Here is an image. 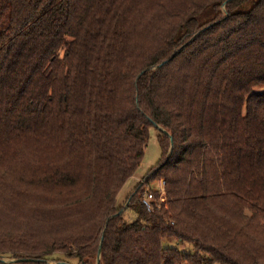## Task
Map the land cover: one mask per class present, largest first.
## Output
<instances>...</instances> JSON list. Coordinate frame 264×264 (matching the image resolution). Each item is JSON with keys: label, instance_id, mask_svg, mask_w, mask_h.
I'll list each match as a JSON object with an SVG mask.
<instances>
[{"label": "trees", "instance_id": "obj_1", "mask_svg": "<svg viewBox=\"0 0 264 264\" xmlns=\"http://www.w3.org/2000/svg\"><path fill=\"white\" fill-rule=\"evenodd\" d=\"M0 257L264 264V0H0Z\"/></svg>", "mask_w": 264, "mask_h": 264}, {"label": "rangeland", "instance_id": "obj_2", "mask_svg": "<svg viewBox=\"0 0 264 264\" xmlns=\"http://www.w3.org/2000/svg\"><path fill=\"white\" fill-rule=\"evenodd\" d=\"M160 157V147L156 138L155 130L151 129L150 137L147 141V145L144 150V155L142 161L137 168L135 175L130 178L121 188L118 196H117V203L124 205L126 203V197H128L129 193L133 190L134 186L143 180L146 176L147 172L156 165ZM158 186V182L150 183L149 185L145 186L144 189H154ZM123 217L127 221H132L135 219L136 214L131 210H126L123 214ZM164 247H175L181 252L193 253L194 247L190 243H182L175 239H165L163 241ZM6 264H16V259L8 258V257H1Z\"/></svg>", "mask_w": 264, "mask_h": 264}, {"label": "built area", "instance_id": "obj_3", "mask_svg": "<svg viewBox=\"0 0 264 264\" xmlns=\"http://www.w3.org/2000/svg\"><path fill=\"white\" fill-rule=\"evenodd\" d=\"M145 178L141 181V183H144ZM164 182L163 180L158 181V186L154 189H147L145 190V193L142 197V204L146 208L147 211L152 212L155 210V208H159L160 205L165 202V191H164ZM153 191H158L159 196L158 199H155V196L153 194Z\"/></svg>", "mask_w": 264, "mask_h": 264}, {"label": "water", "instance_id": "obj_4", "mask_svg": "<svg viewBox=\"0 0 264 264\" xmlns=\"http://www.w3.org/2000/svg\"><path fill=\"white\" fill-rule=\"evenodd\" d=\"M156 127L158 128V129H160V130H162V131H164L165 132V130L164 129H162L161 127H159L158 125H156ZM118 214V213H117ZM116 214V215H117ZM100 249V248H99ZM99 259V253H98V256H97V260ZM0 261H2V262H4V260L3 259H1V257H0ZM16 261L17 262H19V261H25V259H16Z\"/></svg>", "mask_w": 264, "mask_h": 264}, {"label": "crops", "instance_id": "obj_5", "mask_svg": "<svg viewBox=\"0 0 264 264\" xmlns=\"http://www.w3.org/2000/svg\"><path fill=\"white\" fill-rule=\"evenodd\" d=\"M132 177H133V176H132ZM132 177H131V178H132ZM129 179H130V178H129Z\"/></svg>", "mask_w": 264, "mask_h": 264}]
</instances>
